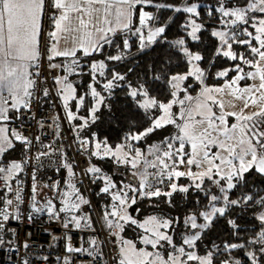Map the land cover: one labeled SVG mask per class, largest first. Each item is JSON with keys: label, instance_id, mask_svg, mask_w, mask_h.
<instances>
[{"label": "snow or ice", "instance_id": "snow-or-ice-1", "mask_svg": "<svg viewBox=\"0 0 264 264\" xmlns=\"http://www.w3.org/2000/svg\"><path fill=\"white\" fill-rule=\"evenodd\" d=\"M161 10L170 11L172 15L162 20L158 15ZM176 14L185 15V22L180 25L182 34L169 40L166 32ZM46 15L51 30L44 27ZM200 15V5L189 3V0L180 3L0 0V181L3 182L0 190L13 192L11 181L24 171L25 165L33 158L39 163L50 155L49 152H39L34 157L29 155L32 140L6 126L19 119L22 110L30 111L40 64L46 60L49 69L59 70L63 75L53 76L51 88L44 87L42 96L48 97L54 89L56 96L61 98L68 121H81L74 127L79 150L89 158L83 176L93 184L100 182L102 187L98 195L110 197L96 223L113 238L115 264H216L218 254L225 257L219 264H264V195L251 189L242 191L247 184L246 174L254 172L264 178V0H245L243 4L240 0H216V6L209 7L207 16L214 18L219 27L210 33L216 46L206 66L204 54L194 50L201 44V33L206 30L199 22ZM118 34L123 37L122 44L113 45ZM132 37H135L139 52L157 43L175 50V59L181 62L182 71L169 67L172 56L163 61L162 66L149 69V80L161 82L166 87L170 97L166 101L152 94L149 80L133 85L126 73L109 67L110 63H123L131 55ZM106 45L114 46L116 52L100 60L81 63L82 57L104 52ZM216 58L232 63L213 73ZM57 59L60 62L54 63ZM209 73L221 83L209 86ZM83 75H89L90 81L87 91L80 94L78 85L70 77ZM98 77L104 78L103 91L97 90V85L101 84ZM194 84L199 86L195 96L190 92ZM117 87L127 89V95L147 119V126L139 131L130 130L115 147L106 139H98L94 133L91 139L80 137V131L96 122L100 107H107L103 93L110 96ZM89 96L93 103L88 115L78 116L79 108L84 107ZM73 102L77 112L72 110ZM174 108L178 110L173 111ZM169 125L176 129L174 135L149 145L146 150L137 147L142 140ZM36 140L39 141V137ZM17 142L23 146V159L6 160ZM46 147L51 148V145ZM92 158L111 160L117 167L127 168L132 181H120L118 187L113 176L92 163ZM61 159V167L67 172L66 187L70 191L61 192L58 181L51 186L44 185L57 192L61 207L57 208L53 199H48L44 207L38 206L33 173L31 210L33 213L46 212L65 229L95 231L91 214L82 211V206H91V201L77 187L83 180L76 179L73 165L66 162L63 155ZM182 177L190 183L179 184ZM159 185H165L168 190ZM190 188L201 192L207 202L183 220L186 232L179 244L172 234L178 219L158 215L137 218L141 209L134 206L140 200L165 197L164 202L172 206V196L177 192L187 194ZM235 192L240 194L233 199ZM0 200L3 201L0 207L2 233L7 221L20 219L19 204L23 197L17 191L14 198L5 196ZM196 203H200L199 198ZM257 207L254 219L258 222V230L243 239L236 220L228 218L227 214L232 209ZM219 218L226 219L234 240L222 245L213 243L205 254H198L197 242ZM28 219L31 221L32 215ZM126 229L134 231V239L124 236ZM4 243L0 236V246ZM102 243L93 238L89 241V249L73 248L69 243L66 251L87 254L97 264H104ZM23 246L28 248L27 243ZM23 264L28 261L24 260ZM65 264L69 262L66 260Z\"/></svg>", "mask_w": 264, "mask_h": 264}, {"label": "trees", "instance_id": "trees-1", "mask_svg": "<svg viewBox=\"0 0 264 264\" xmlns=\"http://www.w3.org/2000/svg\"><path fill=\"white\" fill-rule=\"evenodd\" d=\"M160 2L180 3L181 0H160ZM244 2L245 0H240V4H243ZM189 3H198L200 5L201 15L199 18V22L204 24L206 30L201 33V44L196 46L194 50L200 51L204 54V64L206 66L207 61L212 57L213 51L216 46V40L215 38L211 37L210 33L212 30L219 27V25L216 24L214 18H210L207 16V11L210 6H216V0H189ZM158 15L161 16L162 20H166L168 16L172 15V13L170 11L161 10ZM184 22L185 15L176 14V18L173 20V23L169 25L166 32V36L169 40H173L182 34L180 25ZM122 39V35L118 34L113 40V45L122 44ZM130 43L132 44L131 55L123 63H110L109 67H115L117 71L126 73L127 80L130 81L133 85H135L138 81L149 80V69L154 66H162V62L167 61L170 56H172L173 59L169 67L172 70H183L181 62L175 59V50L168 48L166 44L157 43L151 48H148L143 52H139L137 50L135 37H132L130 39ZM235 48H238V46H234V49ZM239 51L243 53L244 49L239 48ZM115 52L116 48L114 46L106 45L104 52L100 53L99 55H93L92 57H86L83 61H81V63L86 64V62L91 60H100L103 59L106 54H114ZM231 63V61H225L221 58H216V64L212 68V72L214 73L218 69L228 67ZM129 69H131V71H129ZM85 71H87V68H85ZM61 75H63V73H61ZM70 79H72L78 85L80 94L87 91V84L90 81L89 75H83L82 77L73 76L70 77ZM98 79L101 80V84L97 85V90L103 91L102 83L104 82V78L98 77ZM149 83L151 84L150 91L153 95L157 96L158 99L166 101L170 98L166 87L161 82H153L149 80ZM207 83L209 86H212L219 85L221 82L214 79L212 74L209 73ZM198 91L199 86L195 84L193 85L192 89H190V92L193 96H195ZM103 94L106 96L104 103L107 105V107H104L102 105L100 107V110L96 113V115L98 116L96 122L94 124H91L90 127L82 130L83 138L91 139L92 134L94 133L98 139H106L109 145L115 147L123 141L124 136L130 130L139 131L143 130V128L147 126V119L145 118L143 112L136 107L135 103L127 95V89L125 87L115 88L110 96L107 93ZM74 103L75 102H73V104ZM92 103L93 102L91 100V97H86L84 107L79 108L78 112L77 110H74V112H77L78 116L86 117ZM61 110L63 113L64 111L62 107ZM64 119L70 130H73L75 128V125L81 123L80 120L69 122L67 117L65 116ZM175 132L176 129L173 126L169 125L164 129L156 131L145 140H142L137 145V147L146 150L149 145L157 144L165 137L174 135ZM56 147H58V145ZM23 156V146L19 143H16V148L6 156V160H21L23 159ZM68 159L70 160V158ZM91 162L101 167L105 173L112 175L113 179L117 182L118 187L120 185V181H124L125 183L132 181V177L128 169L123 166L117 167L111 160H98L92 158ZM58 174L62 177L63 187L64 190H66V169L60 171ZM45 175H50V172H47ZM246 181L247 184L245 188L242 189V191H248L251 189L264 195V178H261L259 175L251 172L246 174ZM166 183L167 181H165V184ZM178 183L187 185L190 183V181L187 178L182 177L179 179ZM88 185L99 215L102 211V207L109 204L110 197L104 194H97L100 187H102L100 182L93 184L88 179ZM159 186L162 187L165 191L168 190L165 185ZM80 190L81 194L84 195V192H82V187H80ZM239 194V192H235L232 198L235 199ZM130 195L133 194L130 193ZM198 198L200 201L199 204L196 203ZM171 199L172 206H169L164 202L165 197H160L159 199L153 200H140L138 204L134 206V208L139 207L141 209L140 214L137 217L138 219L147 215H158L165 218L178 219L179 223H175L173 225L175 231L172 234L174 240L179 244L181 241V236L186 232L183 220L189 214L198 212L200 209H202L207 200L201 192L193 191L191 188L187 194L177 192L172 196ZM254 213H258V207L248 208L245 210L232 209L227 214L228 218L236 220L237 224L239 225L240 236L243 239H247L253 231L258 230V222L254 219ZM133 214L135 215L134 212ZM91 217L94 227L95 229H97L98 225L96 223V218L93 214H91ZM231 232L232 229L227 224L225 218H219L218 220L214 221L213 227L203 233L201 240L197 242L198 254H205V252H207L212 247L213 243L222 245L225 241H233L234 237L231 235ZM124 236L128 239H134L135 233L132 229H126ZM224 258V255L218 254L216 258V264H219V261L223 260Z\"/></svg>", "mask_w": 264, "mask_h": 264}, {"label": "built area", "instance_id": "built-area-1", "mask_svg": "<svg viewBox=\"0 0 264 264\" xmlns=\"http://www.w3.org/2000/svg\"><path fill=\"white\" fill-rule=\"evenodd\" d=\"M44 27L51 30L47 15ZM44 42L42 37V49ZM39 72L40 77L37 79V88L31 102V109L30 111L22 110L13 127L14 130L32 140L29 155L34 157L39 152H49L50 155L43 157L39 163L33 158L25 165L24 171L11 181L13 192L0 190V197L14 198L17 191L23 197V202L19 204L20 219L7 221L3 232L0 233L5 241L4 245L0 246V264H23L24 260H27L28 264H65L66 260L69 264H97V261L87 254L66 251V245L69 243L73 248L89 249V241L93 238L103 242L104 264H114L113 257L116 252L113 238L109 237L106 231L101 230L99 223H97L98 228L95 231L75 229L74 227L65 229L60 221L51 220L46 212L33 213L31 210L33 173L36 177L38 206L44 207L48 199H53L57 208L61 207L60 196L57 192L52 187L45 188L44 185L51 186L58 181L61 192L70 191V189L64 190L63 179L58 174L64 170L61 167L63 155L66 162L73 165V170L77 173L76 179L83 180V183H77V187L79 189L82 187L85 198L91 201V206H82V211L93 214L96 221L98 218L96 205L88 185V177L83 176V171L88 166V156L87 153H82L79 150L76 129L68 128L54 89L48 97L42 96V89L44 87L51 88L52 77L61 73L59 70L49 69L46 60L41 61ZM79 136L82 137V131L79 132ZM36 137H39V141L36 140ZM47 145H51V148L46 147ZM57 145L58 147H56ZM47 172H50V175L46 176ZM2 183L0 181V186ZM2 206L3 201L0 200V207ZM29 215H32L31 221L28 219ZM67 237H71V239L68 240ZM116 242L118 243V240ZM24 243L28 244V248H24ZM44 257H47V260Z\"/></svg>", "mask_w": 264, "mask_h": 264}, {"label": "crops", "instance_id": "crops-1", "mask_svg": "<svg viewBox=\"0 0 264 264\" xmlns=\"http://www.w3.org/2000/svg\"><path fill=\"white\" fill-rule=\"evenodd\" d=\"M41 43H42V40H41ZM86 57H82V59H81V61H83L84 59H85ZM54 63H59L60 61H59V59H57L56 61H53ZM18 121V119H14V120H12L11 122H9L6 126L9 128V130L11 131V130H14V125H15V123ZM17 143H19V142H17Z\"/></svg>", "mask_w": 264, "mask_h": 264}, {"label": "rangeland", "instance_id": "rangeland-1", "mask_svg": "<svg viewBox=\"0 0 264 264\" xmlns=\"http://www.w3.org/2000/svg\"><path fill=\"white\" fill-rule=\"evenodd\" d=\"M247 70V69H246ZM213 86V85H212ZM59 98V97H58ZM59 102H60V105H61V107H62V109H63V114H64V116L65 117H67L66 116V112H65V109H64V107H63V104H62V101H61V98H59ZM72 110L74 111V110H77V107H76V105H75V103L74 104H72ZM178 109H173V111H177ZM215 110V109H214ZM249 112H251L252 111V109H249L248 110ZM175 134V133H174ZM138 247H139V244H138ZM114 264H115V260H114Z\"/></svg>", "mask_w": 264, "mask_h": 264}]
</instances>
